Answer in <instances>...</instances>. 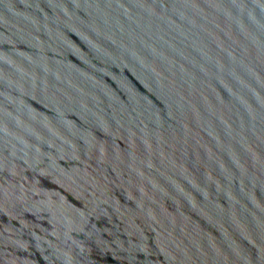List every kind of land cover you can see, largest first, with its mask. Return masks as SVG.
I'll return each instance as SVG.
<instances>
[{
  "label": "water",
  "instance_id": "1",
  "mask_svg": "<svg viewBox=\"0 0 264 264\" xmlns=\"http://www.w3.org/2000/svg\"><path fill=\"white\" fill-rule=\"evenodd\" d=\"M0 264H264V0H0Z\"/></svg>",
  "mask_w": 264,
  "mask_h": 264
}]
</instances>
